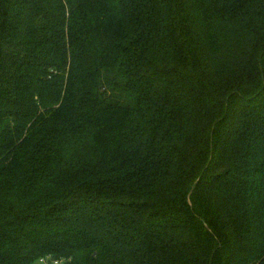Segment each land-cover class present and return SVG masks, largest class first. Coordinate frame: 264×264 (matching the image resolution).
<instances>
[{
    "label": "trees",
    "instance_id": "1",
    "mask_svg": "<svg viewBox=\"0 0 264 264\" xmlns=\"http://www.w3.org/2000/svg\"><path fill=\"white\" fill-rule=\"evenodd\" d=\"M42 259L264 264V0H0V264Z\"/></svg>",
    "mask_w": 264,
    "mask_h": 264
},
{
    "label": "rangeland",
    "instance_id": "2",
    "mask_svg": "<svg viewBox=\"0 0 264 264\" xmlns=\"http://www.w3.org/2000/svg\"><path fill=\"white\" fill-rule=\"evenodd\" d=\"M37 264H62V262L54 261V262L50 263V262H48V259H47V260H44V261H39Z\"/></svg>",
    "mask_w": 264,
    "mask_h": 264
},
{
    "label": "built area",
    "instance_id": "3",
    "mask_svg": "<svg viewBox=\"0 0 264 264\" xmlns=\"http://www.w3.org/2000/svg\"><path fill=\"white\" fill-rule=\"evenodd\" d=\"M45 259H42L41 261H44Z\"/></svg>",
    "mask_w": 264,
    "mask_h": 264
}]
</instances>
